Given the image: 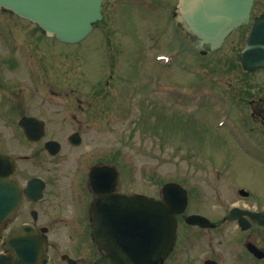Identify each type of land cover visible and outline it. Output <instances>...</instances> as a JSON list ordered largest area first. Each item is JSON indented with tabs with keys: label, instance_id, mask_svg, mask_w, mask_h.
<instances>
[{
	"label": "rangeland",
	"instance_id": "374dc122",
	"mask_svg": "<svg viewBox=\"0 0 264 264\" xmlns=\"http://www.w3.org/2000/svg\"><path fill=\"white\" fill-rule=\"evenodd\" d=\"M157 2L160 6L151 11L140 0H105L103 20L84 40L53 41L67 52L69 92V123L62 132L52 126L53 137L68 144L66 136L74 129L85 130L86 141L75 155L92 150L101 162L111 160L133 190L156 193L166 182L181 183L190 195L186 214L201 213L217 222L232 206L261 210L264 165L240 147L255 143L257 132L239 87L264 84V71L245 74L241 68L244 30L219 50L201 54L169 16L178 0ZM257 4L264 7V0ZM30 34L42 37L38 29ZM108 38L123 40L128 49L117 52L113 70L103 49ZM177 49L176 61H159ZM59 112L52 110V117L59 118ZM75 116L94 122L81 125ZM240 187L250 195H240ZM179 226L168 264H205L207 258L218 264H264L246 251L247 241L264 248V226L252 224L243 231L237 221H223L218 228L202 229L184 219Z\"/></svg>",
	"mask_w": 264,
	"mask_h": 264
},
{
	"label": "flooded vegetation",
	"instance_id": "af4514ba",
	"mask_svg": "<svg viewBox=\"0 0 264 264\" xmlns=\"http://www.w3.org/2000/svg\"><path fill=\"white\" fill-rule=\"evenodd\" d=\"M263 13L264 7L255 0L250 23ZM250 23L233 31L226 41L242 29L246 41ZM37 29L42 37L33 38L30 33ZM53 41L61 42L46 36L36 24L11 11L0 10V180L8 186L0 197H8L12 208H16L0 222V264H21L16 254L20 249H14L9 242L18 234L23 237H15L16 241L46 249L47 261L37 264H114L100 236L110 237L112 250L121 246L120 234L127 226L128 206L118 205L116 196L132 195L134 190L129 181L107 182L106 186H114L110 192L113 205L99 202L95 207L96 201H106L108 193L95 190L90 181L91 169L104 164L95 152L75 155L74 149L86 141L85 130L78 128L72 132L79 134V145H68L53 137L52 126H60L62 132L69 123L67 52L58 50ZM121 41L109 38L104 46L112 69L118 61L117 52L128 53L127 44ZM239 90L243 95L249 94L242 99H247L252 129L257 132L256 157L264 164V84L241 86ZM52 110H59L60 117H52ZM28 117L34 118L28 120L30 124L43 127L41 138L33 140L25 133L22 120ZM72 119L85 126L94 122L87 117ZM52 140L57 141L55 152L47 147ZM135 192L163 199V187L156 193L143 189ZM22 228L27 229L18 231Z\"/></svg>",
	"mask_w": 264,
	"mask_h": 264
},
{
	"label": "water",
	"instance_id": "95a60500",
	"mask_svg": "<svg viewBox=\"0 0 264 264\" xmlns=\"http://www.w3.org/2000/svg\"><path fill=\"white\" fill-rule=\"evenodd\" d=\"M103 0H0V9L6 8L37 23L50 36L70 43L84 39L93 29L94 23L103 18ZM254 0H181L178 19L185 29L192 35L193 44L202 52L214 51L220 48L225 38L238 26L248 23ZM246 45L242 51V63L248 70L264 67V14L256 18L252 25ZM32 119V118H27ZM27 119L23 127L30 138H38L42 132H36ZM51 145L54 142L50 143ZM117 173L112 167H95L91 172V182L97 188L105 189L102 183L116 180ZM8 186H0L7 190ZM111 190L112 187H106ZM242 195L249 192L241 189ZM109 205L113 203L112 196H107ZM121 199L117 198V204ZM127 204V226L120 234L121 246L110 250V256L115 264H164L177 239L176 214L182 213L188 203L187 190L180 184L171 182L164 186V202L133 195L122 199ZM9 209L5 217L10 216L12 208L8 198L0 199V207ZM131 207V209H130ZM125 214V212H124ZM249 214L264 224V211L251 212L241 208H232L226 219L238 218L242 228L247 229L250 223L244 217ZM124 218V216H123ZM125 220V219H124ZM190 224L214 227L207 217L193 214L187 218ZM21 237V235H16ZM19 246L18 262L21 264H35L42 257L39 244L34 246L13 241ZM25 246H27L25 248ZM109 250V245H106ZM248 248L257 256H264V252L254 244L248 243ZM207 264H216L207 260Z\"/></svg>",
	"mask_w": 264,
	"mask_h": 264
}]
</instances>
